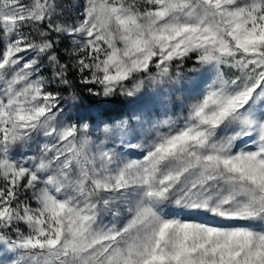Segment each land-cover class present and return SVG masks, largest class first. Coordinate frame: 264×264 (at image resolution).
Listing matches in <instances>:
<instances>
[{
    "label": "snow or ice",
    "instance_id": "snow-or-ice-1",
    "mask_svg": "<svg viewBox=\"0 0 264 264\" xmlns=\"http://www.w3.org/2000/svg\"><path fill=\"white\" fill-rule=\"evenodd\" d=\"M0 264H264V0H0Z\"/></svg>",
    "mask_w": 264,
    "mask_h": 264
},
{
    "label": "rangeland",
    "instance_id": "rangeland-1",
    "mask_svg": "<svg viewBox=\"0 0 264 264\" xmlns=\"http://www.w3.org/2000/svg\"><path fill=\"white\" fill-rule=\"evenodd\" d=\"M58 3L63 6L67 16H72L75 14L76 6L78 5L79 0H58ZM110 110L115 112L117 111V108L115 109L114 105H112L110 106Z\"/></svg>",
    "mask_w": 264,
    "mask_h": 264
},
{
    "label": "trees",
    "instance_id": "trees-1",
    "mask_svg": "<svg viewBox=\"0 0 264 264\" xmlns=\"http://www.w3.org/2000/svg\"><path fill=\"white\" fill-rule=\"evenodd\" d=\"M114 107H115V109L117 108V110H118V107H119V106H118L117 104H114Z\"/></svg>",
    "mask_w": 264,
    "mask_h": 264
}]
</instances>
